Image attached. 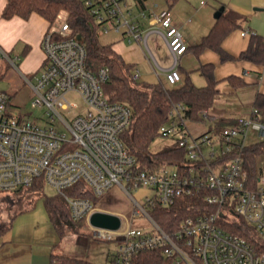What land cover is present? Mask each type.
Segmentation results:
<instances>
[{
    "label": "built area",
    "instance_id": "built-area-1",
    "mask_svg": "<svg viewBox=\"0 0 264 264\" xmlns=\"http://www.w3.org/2000/svg\"><path fill=\"white\" fill-rule=\"evenodd\" d=\"M83 1L98 34L113 33L129 44L139 43L153 58L147 42L150 29L144 31L138 20L139 15L147 17L145 11L136 15L129 0ZM149 22L172 56L173 65L164 76L172 88L183 82L179 62L188 44L171 11L153 13ZM250 34V30L241 33L244 37ZM42 50L45 59L40 72L23 75L32 94L31 112L13 107L10 96L0 92V192H15L44 181L64 197L72 221H86L93 239L117 243L112 264H131L136 254L154 249H161L171 264H264V253L226 229L227 224L243 219L264 240V162H259L251 178L243 158L246 146L264 139L260 117L252 111L250 116L223 125L206 110L202 116L208 131L194 138L187 127L189 120L183 118L187 107L177 105L160 134L175 138L188 162H177L178 169L171 172L165 165L142 169L123 139L133 123L132 109L112 102L104 91L109 68L97 72L88 68L86 45L67 22L47 31ZM0 52L17 66L19 57L12 59ZM134 79H140L138 70ZM72 95L89 108L87 114L77 111ZM80 181L101 200L113 189L122 191L129 198L131 216L112 214L121 220L116 230L93 227L91 216L104 213L100 203L65 194ZM140 188L151 195L137 200L133 192ZM201 192L211 210L187 217L173 233L155 221V209L171 208L180 198ZM228 212L238 219L230 221ZM138 217L152 223L150 231L134 226Z\"/></svg>",
    "mask_w": 264,
    "mask_h": 264
},
{
    "label": "trees",
    "instance_id": "trees-1",
    "mask_svg": "<svg viewBox=\"0 0 264 264\" xmlns=\"http://www.w3.org/2000/svg\"><path fill=\"white\" fill-rule=\"evenodd\" d=\"M172 7L179 0H165ZM62 12L68 14V22L74 29V34L85 43L88 52V68L97 72L103 67L110 70V78L104 84V91L112 102L128 105L133 112V123L123 135V139L129 152L138 160L142 169H156L166 164L188 162L186 151L178 146V143L153 152L150 147L160 136V128L168 122L170 112L177 105H183L187 109L183 112V118L192 122H204L202 113L210 110L219 94V81L215 76L213 65L201 67L206 84L197 87L190 78L185 84L178 87H167L164 81L155 84H141L134 79L136 66L127 62L112 44L104 45L99 42L97 26L89 14V9L83 0H6L1 17L11 20L19 17L29 20L37 14L49 23L52 28ZM245 17L238 12L229 10L219 14L207 36L195 46L197 54L210 49L218 53L223 62L246 61L255 65H264V38L259 35H251L248 48L238 57L228 54L222 47L225 39L233 32L242 28ZM227 80L234 88L247 87L248 83L242 78L231 76ZM11 105V98H10ZM253 112L264 121V93H259L254 102ZM245 169L251 178H255L260 161L264 162V139L246 146L244 154ZM196 167H199L197 165ZM47 188L44 181L40 180L33 186L20 189L14 194L41 193L44 205L50 220L65 222L70 220L73 225H87L86 221L74 222L71 218V210L64 199L58 193L46 196ZM65 194L71 197L90 199L95 205L101 202L96 198L86 183L80 181L68 188ZM211 210L205 202L204 192L195 196H184L168 209H155L153 217L155 221L167 232L178 230L180 223L187 217L196 216L201 212ZM12 227L0 224V237L5 235ZM75 233L78 231L72 226ZM71 227V228H72ZM226 229L241 235L257 250L264 253V240L261 239L252 226L243 219L233 224H227ZM56 264H86L85 262L68 256H55ZM131 264H171L161 249L146 250L136 254Z\"/></svg>",
    "mask_w": 264,
    "mask_h": 264
},
{
    "label": "crops",
    "instance_id": "crops-1",
    "mask_svg": "<svg viewBox=\"0 0 264 264\" xmlns=\"http://www.w3.org/2000/svg\"><path fill=\"white\" fill-rule=\"evenodd\" d=\"M129 2L136 15L141 14L142 11L146 13V18L139 15L138 20L144 31L150 29L147 42L153 58L154 54L149 44L151 39L155 37L161 41L164 39L156 28L151 29L149 22L151 14L162 10L171 11L175 25L181 30L188 44V51L179 62V71L183 78L179 86L184 85L186 79L190 78L197 87H203L206 82L201 67L214 66L215 76L219 81V94L213 107L208 110L210 116L215 117L220 124L228 125L238 117L252 114L257 95L264 93V65H255L246 61L223 62L220 55L210 49L197 54L195 46L208 35L220 13L232 10L244 16L245 21L240 30L225 39L222 47L228 54L238 57L248 48L251 35L264 38V0H179L172 7L165 0L136 2L129 0ZM5 5L6 0H0V50L9 55L19 50V56L23 58L21 67L25 74H37L45 59L42 41L49 30V23L37 14L32 15L29 20L19 17L4 20L1 15ZM244 30H250L251 34L242 36ZM114 35L117 37L114 42L123 40L119 35ZM165 46L170 54L167 45ZM115 50L127 62L134 64L141 76L139 66L147 62L149 51L139 43H133L120 51L116 48ZM156 62L162 72V77H158V81L165 82V73L172 66L163 68L157 60ZM231 76L242 78L248 86L234 88L227 80ZM220 101L225 103L220 104ZM100 208L104 213H116ZM37 209L34 207L33 210H25L15 215L11 229L0 237V264H56L55 256L59 255L73 257L86 264H112L116 249L94 244L93 238L89 236L74 232L60 233L57 225L50 220L45 206L43 214L42 212L37 214Z\"/></svg>",
    "mask_w": 264,
    "mask_h": 264
},
{
    "label": "rangeland",
    "instance_id": "rangeland-1",
    "mask_svg": "<svg viewBox=\"0 0 264 264\" xmlns=\"http://www.w3.org/2000/svg\"><path fill=\"white\" fill-rule=\"evenodd\" d=\"M194 7H196V4H194ZM60 16L61 18H58L54 25V27L56 28H60V26L66 22L69 23L68 14L66 12H62ZM116 38L117 37L113 33L108 35L99 34V42L101 44L108 45L114 43L112 45L114 49L116 48L118 51H120V49L122 50L127 47H130L132 44V43L129 44L125 40L114 42ZM149 44L154 54V58L160 63L161 67L169 68L173 65L172 58L166 49L165 46L166 44L164 41H161L159 38L155 37L154 39H151ZM19 47H21V45ZM19 53H20L19 50H16L14 54H10L9 56L12 59H15L16 56H19ZM147 54L149 55V52H147ZM19 57L20 60L16 61L17 66L15 67L7 59L0 56V92L6 93L10 96L11 105L13 107L18 108L20 111L24 113H28L31 112L30 104H31L32 94L29 89V86L24 82L23 75L30 76V74H25V72L23 71L21 67L23 58L22 56ZM139 67L138 68L140 69L142 74L138 82L141 84L144 83L155 84L159 82L158 77H162L161 70H159L158 67H156L155 62L150 55L147 58V62ZM179 85L180 84H178L177 86ZM177 86H173V87H177ZM167 87L171 88V86L168 85ZM70 99L74 104L77 105V111L82 112L84 114H87L90 111L89 108H87L81 102V100L76 96L72 95ZM222 103L223 101H220V104ZM187 127L192 137L196 138L207 132L208 123L189 121L187 123ZM174 141L175 138L160 136L153 142L150 149L151 151L156 152L161 150L162 148L172 145ZM179 165L180 163L166 164L164 168L167 171L171 172V171H176ZM44 193L46 196H53L55 194V192L48 187L45 189ZM133 195L137 200L141 201L144 197L151 195V192L146 189L140 188L139 190L134 191ZM100 203L101 204H99V206L104 209H109L116 213H121V214L123 213L131 216L130 214L131 204L129 202V198L119 189H114V191H110L108 194H106L103 197ZM44 206H45L44 199L41 193L31 192V193H22L17 195L14 194L13 192L2 191L0 192V224L8 225L11 222L13 223L15 215L25 210H33L34 207L38 208L37 214H40L41 212L43 214ZM226 215L227 218L232 222H235L238 219L236 215H233L229 212ZM55 224L57 225L59 232L62 234L68 232H74V229L72 227L74 226V228L78 231L79 235L91 237L90 229L88 228L87 225H81V226L76 224L73 225V222H71L70 220L65 222L56 221ZM134 226L150 231V229L152 228V223L146 217H138L134 222ZM92 242L94 244L101 245V247L104 248L109 247L110 249L113 250H115L117 247V243L115 241H98L92 239ZM55 260L58 263L59 260L57 258Z\"/></svg>",
    "mask_w": 264,
    "mask_h": 264
},
{
    "label": "water",
    "instance_id": "water-1",
    "mask_svg": "<svg viewBox=\"0 0 264 264\" xmlns=\"http://www.w3.org/2000/svg\"><path fill=\"white\" fill-rule=\"evenodd\" d=\"M90 224L93 227L116 230L120 227L121 220L112 214L96 212L91 216Z\"/></svg>",
    "mask_w": 264,
    "mask_h": 264
}]
</instances>
